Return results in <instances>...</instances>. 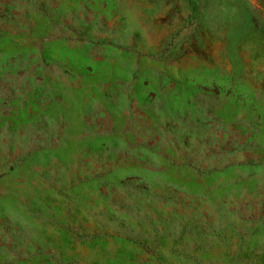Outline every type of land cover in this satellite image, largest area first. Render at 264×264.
<instances>
[{
    "label": "rangeland",
    "instance_id": "rangeland-1",
    "mask_svg": "<svg viewBox=\"0 0 264 264\" xmlns=\"http://www.w3.org/2000/svg\"><path fill=\"white\" fill-rule=\"evenodd\" d=\"M0 264H264V0H0Z\"/></svg>",
    "mask_w": 264,
    "mask_h": 264
}]
</instances>
